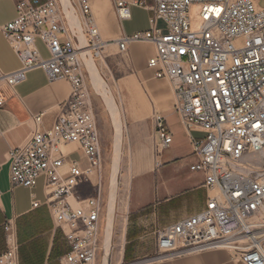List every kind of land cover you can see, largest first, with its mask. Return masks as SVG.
Masks as SVG:
<instances>
[{
    "label": "built area",
    "instance_id": "2783aa9c",
    "mask_svg": "<svg viewBox=\"0 0 264 264\" xmlns=\"http://www.w3.org/2000/svg\"><path fill=\"white\" fill-rule=\"evenodd\" d=\"M14 0L16 16L0 33L21 66L0 71V84L23 83L40 69L49 83L64 81L67 99L59 104L52 126L37 128L20 146L9 149L12 188L29 191L43 180L45 206L67 243L64 264H103L106 211L100 180L90 176L102 163L101 138L85 89V60L99 58L103 44L89 0ZM264 0H110L119 22L130 20V7L148 13L146 32L116 40L120 53L134 42H147L152 78L168 83L173 110L192 139L196 163L191 172L204 178L205 208L155 232L156 254L144 262L173 260L222 249L240 264H264ZM200 9L193 30L190 8ZM72 11L76 26L68 19ZM82 32L84 41L79 37ZM44 46L43 58L36 41ZM3 98L0 94V108ZM42 114L34 118L39 125ZM156 148L172 135L160 112L151 115ZM81 152L82 168L70 159ZM86 182L94 194L82 196ZM2 191L0 189V200ZM32 208L39 202L30 195ZM10 233L11 225L3 226ZM0 264H19L17 245L0 253Z\"/></svg>",
    "mask_w": 264,
    "mask_h": 264
},
{
    "label": "crops",
    "instance_id": "0c3cea01",
    "mask_svg": "<svg viewBox=\"0 0 264 264\" xmlns=\"http://www.w3.org/2000/svg\"><path fill=\"white\" fill-rule=\"evenodd\" d=\"M89 4L98 31L108 37V42L116 44V40L121 37L143 33L149 28L148 13L137 7H130V20L119 22L110 0H89ZM142 14L144 23L131 26L134 16ZM15 16L14 0H0V26L13 20ZM116 25L118 33L114 31ZM36 46L38 50L39 47L45 50L38 40ZM127 54L129 59L144 71L147 60L154 54V48L147 42H134L128 46ZM20 66L18 57L0 33V71L9 73ZM109 87L113 96L118 95L116 100L124 113V124L121 121L122 136L124 135L135 158L121 191L123 195L118 203L116 202L110 263L240 264L222 249L173 260L144 262L156 254L157 230L191 217L205 208L209 192L204 187V178L202 174L189 170L197 161L193 154L192 139H201L204 135L197 131L186 132L173 110V100L171 106L161 105L163 109L160 112L166 118L172 142L168 147L156 148L151 118L146 110L143 113L138 112L139 107L145 104L140 94L135 93L134 96H127L123 100L118 92L111 88V84ZM68 93L66 82L49 83L40 69L27 73L26 80L14 88L0 84V94L3 98L0 108V253L6 250L9 243L14 242L17 245L19 264H64L62 257L68 251L62 232L55 228L44 204L43 180L38 179L36 187L31 191L23 187L12 188L7 162L9 149L22 145L35 129L52 126L59 111L58 106L67 99ZM154 96L158 99V94L154 93ZM41 114V122L37 125L34 118ZM97 127L102 141L106 143L110 138L112 141L113 128L110 121L103 124L98 120ZM141 156L143 159H140ZM178 164L189 165V173L163 180L160 183V191L156 184L153 187L147 185L151 200L141 203L145 193L138 190L133 204L132 186L135 179L155 175L162 169ZM31 194L34 195V200L39 202V207L32 208ZM8 222L11 225L10 233L3 230V226Z\"/></svg>",
    "mask_w": 264,
    "mask_h": 264
},
{
    "label": "rangeland",
    "instance_id": "374dc122",
    "mask_svg": "<svg viewBox=\"0 0 264 264\" xmlns=\"http://www.w3.org/2000/svg\"><path fill=\"white\" fill-rule=\"evenodd\" d=\"M261 6H264V1L260 3ZM140 9V8H139ZM146 12L143 9H140ZM200 9L198 6L193 5L190 8V23L191 28L193 30L197 29L201 24V19L199 17ZM144 15L134 16L130 25H140L144 23ZM114 31L118 33V25L115 26ZM101 41L104 42L103 52L99 58H96L95 65L98 70L99 75L107 84H111V88L118 92L119 96L124 100L127 96H134L135 93L140 94L143 102L145 103L143 106L139 107V111L143 113L145 110L148 112L150 118L153 112H161L163 108L161 105L169 104L171 106L173 102V94L168 85V83L164 80H154L151 78V73L147 67L144 68V71H141L128 57L126 53H120L118 51V47L115 43L108 42V37L104 36L101 31H99ZM115 44V45H114ZM40 54L43 58H47L48 54L46 51L39 47ZM107 84V85H108ZM108 85V87H109ZM85 89L87 90L91 103L93 106V110L96 116V120H101V123L108 122L110 120V116L106 107L103 104V101L99 96H97L94 92V88L92 89L88 74H86L85 78ZM109 90L113 95L110 87ZM97 92V91H96ZM154 93L158 94V99H155ZM116 101V104L119 108V113L121 115L122 124H124V113L119 107L118 101L116 97L117 94L113 96ZM96 104V105H95ZM126 113V112H125ZM122 145H121V155H120V163H119V173H118V187H117V198L116 202L120 196H122V189L124 187V183L127 180L129 172L131 171V166L134 163L135 158L133 157V152L130 150L127 142L125 141L124 135L122 136ZM101 149H102V163L100 168H97L93 171V174L90 176V179L93 184L97 183L99 180L102 186V201L104 205L105 211V203L107 196V188L109 182L110 168H111V154H112V141L111 138L108 142H104L101 140ZM70 159L72 161H77L82 168L86 167V162L83 158L81 152H75L71 155ZM140 159H143L141 156ZM189 165L178 164L175 167H168L166 169H162L160 172L155 175H151L145 178L135 179L132 186V196H133V204H135V198L137 191L140 190L145 193L144 197L140 200V202L144 203L149 200L150 192L147 188L148 186L153 187V185H158V191L162 189L161 182L163 180H167L173 178L175 176H182L185 173H189L188 171ZM146 182V184H145ZM173 183H175L173 181ZM170 182H168V185ZM144 189L145 192H144ZM79 193L86 197L94 194V187L86 182L80 186L78 189ZM117 206V205H116ZM117 208V207H116ZM57 229V228H56ZM109 264H111L109 262Z\"/></svg>",
    "mask_w": 264,
    "mask_h": 264
},
{
    "label": "bare ground",
    "instance_id": "6f19581e",
    "mask_svg": "<svg viewBox=\"0 0 264 264\" xmlns=\"http://www.w3.org/2000/svg\"><path fill=\"white\" fill-rule=\"evenodd\" d=\"M67 4V0H63V2ZM69 22L76 26L79 22V19L73 14L72 11L68 13ZM79 37L84 41L82 32L79 30ZM104 46V42H102ZM95 59L90 56L85 60V68L88 74L89 82L94 90L95 94L101 98L103 101L106 110L110 116L113 133H112V154H111V168L109 175V182L107 188V196L105 203V211H106V221L107 225L105 228V259L103 264H109L111 257V241H112V233H113V223L115 216V207H116V198H117V187H118V173H119V163H120V155H121V145H122V124H121V116L114 100L113 95L111 94L108 85L101 78L98 73V70L95 65ZM97 91V92H96ZM110 244V247H109Z\"/></svg>",
    "mask_w": 264,
    "mask_h": 264
},
{
    "label": "water",
    "instance_id": "95a60500",
    "mask_svg": "<svg viewBox=\"0 0 264 264\" xmlns=\"http://www.w3.org/2000/svg\"><path fill=\"white\" fill-rule=\"evenodd\" d=\"M63 1V0H62ZM68 2V1H67ZM64 3H65V1H64ZM106 225H107V221H106ZM106 225H105V228H106ZM109 247H110V244H109Z\"/></svg>",
    "mask_w": 264,
    "mask_h": 264
}]
</instances>
